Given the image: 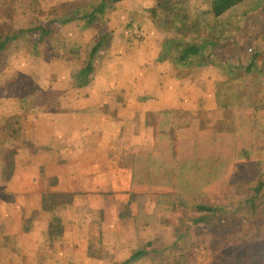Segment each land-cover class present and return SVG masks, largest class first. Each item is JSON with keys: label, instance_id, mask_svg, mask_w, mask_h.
<instances>
[{"label": "rangeland", "instance_id": "obj_1", "mask_svg": "<svg viewBox=\"0 0 264 264\" xmlns=\"http://www.w3.org/2000/svg\"><path fill=\"white\" fill-rule=\"evenodd\" d=\"M129 1L127 0L129 6L135 11H139L144 6L149 7L155 4L154 0ZM165 1L174 4L176 0ZM180 1L184 3L182 8L185 9L187 7L188 12L191 11L188 14L192 19L195 20L197 17H201L202 20L203 18L205 19L202 28L196 29L195 31H178V27L174 28L171 26L169 16L163 13V11L158 12L156 17H153L148 9L143 12V15L140 14L141 18L137 14H135L136 16L133 14L129 16L125 12L130 8H127L121 2L107 4L102 14L98 15L94 9L99 4V0H0L1 191H3L2 189L11 190L13 184H16V188L21 187V192L23 189L26 191V194L21 196L14 195V197L16 199L25 196L26 198L29 197L27 192L31 193L33 190L31 186H34L36 183L31 176L33 174L32 171H35L32 167L41 164L42 159H46L44 157L53 155V151L56 149L54 146L57 144L53 146L45 145V148L34 144L38 148H33L31 146L33 145L32 136L29 137V135L23 132L25 130L26 114L28 113L27 118L30 119H38L41 116L45 118L41 110H47L49 107L50 109H54V105L58 104V87H65L69 93L68 96L71 94L70 91L83 89L80 87L83 85L80 78L85 74L82 72V75L79 74V70L85 64L82 61H85L87 57L82 56L80 50H86L88 55L91 46L95 45L99 37L102 40L98 49L104 47L105 42L107 45L94 58V61L97 60L98 62L101 60L103 62L98 63L99 65L94 67V71L88 72L87 82L90 83V86H86V88L89 91H96L97 89L104 90V85L97 83L94 78V76L98 77L97 80H99L104 75L111 76L115 82L120 81L118 82V87L119 89H124L132 79L131 74L133 75L135 70L138 69V64L144 65V58L142 60L137 58V54H139L140 58L143 57V51L137 50L138 47L142 46L138 41L133 46L135 50L134 56L132 51L131 57L133 58V62L131 65L133 66L125 67L121 65L120 67H116L115 65L109 68L107 66L109 63L117 62L119 57L123 58V56L122 49L120 48L122 43H117V48L115 47L116 49H113V44L112 42L109 43L107 35L109 36L112 33L114 36H119L116 42L124 41L125 37L127 39L135 38L137 32L140 34L138 25H143L145 20L148 21L146 29L152 32L151 36L153 35V38H157V41H160L159 44L165 45L175 35L176 37L180 36L179 42L181 44L197 47V54L190 57L189 60L193 61V59L197 58L196 60L199 61L200 59L202 70V63L207 62L205 67V73L207 72V74L212 73L214 69L213 62L220 64H223V62L226 63L233 53V48H231V52L230 50H218L214 47L213 40L217 41L218 39V41H221L219 40L220 37L222 41L227 40V44L236 48V50L238 49L237 53L244 58L249 55L248 48L253 50L255 46L257 48V35H264V0H245L240 5L232 8L227 13L228 15L226 14V17H222L223 19L221 20H216L210 15L202 16L203 12L208 10L207 4L209 0ZM106 10L108 11L106 12ZM112 16L116 19L114 22L111 21ZM129 18H132V20ZM153 18H155V21ZM248 26L250 27L249 29L247 28ZM38 30H49L52 32L41 38ZM123 31L126 34L124 38L120 35ZM143 34L144 32L142 35L140 34V42H143V39H147L145 35V38L143 37ZM186 34L190 35L187 37ZM238 37H242L241 40L237 41ZM7 38L10 39L6 40ZM66 38L68 41H65ZM62 40L65 41V44L57 45ZM176 44L168 45L163 50L161 48L163 53L167 50L165 57L170 56V64L175 65V67L178 66L177 62L181 59V51L178 49L174 50L175 46H177ZM77 53H79L80 57L77 56ZM160 56L162 54H159ZM152 57L149 54L145 56L146 59ZM97 62L95 61L96 64ZM108 68L109 71L107 72ZM179 68H181V64ZM129 75L131 76L130 78ZM83 78H86V76ZM233 78L238 79L237 85L240 87L239 90H243L254 84L257 85L260 93L258 94V104L256 105L262 109L264 107V80L260 77L253 79L246 77L243 75V70L236 71ZM102 79L105 80V77ZM79 82L81 83L79 84ZM217 101L216 98L217 109L215 111L219 110ZM65 106L71 107L73 106V102L69 100ZM238 108L240 109L242 107L239 106ZM45 110L44 112H46ZM50 116L55 115L50 114ZM198 118L202 117H197L192 120L188 118L184 120L183 124H181L182 119H172L169 117H163L160 124L156 122L152 148L150 150L146 148L144 153L139 152L135 156L140 160L137 162L139 166L136 171H131V174H128V180H125L127 177H123V175H120L118 178L115 177V179L124 180V182L127 181L125 184L129 185L128 189L136 192L134 199L130 197L127 208L124 210V216L128 219L132 217L133 225L147 226L148 231L145 232L146 236L140 234L143 237H140L138 241L141 242L149 237V239L154 240L153 245L156 253H166L171 252L172 245L176 241L175 235L177 232L180 234H188L190 231L192 233L191 244H193L190 257L196 264H210L213 258V251L208 249L207 242L211 243L215 241L214 236H211L210 241H204L200 240L201 236L199 234H203L204 231L209 229L216 219H220L221 222L225 221L221 216L223 213L214 211L216 207L218 208L219 204L216 201L208 200L209 194L216 195V192L219 194V189L220 194H222L224 188L221 190L220 183L211 184L209 182H203V186L199 187V185L194 186L188 181L179 190H174L173 195L180 192L182 197L174 198L175 196L168 193L172 192V188L170 187L172 183H163L160 177L165 172L164 169L166 167L170 170L177 167L176 159H179L177 156L182 157L187 155L195 159L198 157L199 150L194 151V147L195 149L197 148L193 140L194 133L197 132L198 135L202 134L203 132L200 129L209 126L212 116L209 117L208 114H204L201 120ZM258 119L261 121L262 117L258 116ZM30 122H34L35 124V120H31ZM43 122L48 123L47 120ZM19 125L21 127H18ZM183 128L184 130L187 129L188 133L190 131L193 132L190 134H187V132L181 134L184 131H181ZM45 135L51 136L47 132L38 134L39 140L45 141L47 139ZM181 143L183 144L181 145ZM78 149L76 146L73 147V153L78 151ZM183 151L185 152L183 153ZM51 164L55 166V169L49 172V176L44 182L48 185V193H55L54 191L58 188L57 179L51 176H56L57 164ZM130 164V160L124 159V162H116L108 168H112L115 171L116 169H121V167H128ZM261 167L263 166L261 165ZM18 169H21V172L17 173ZM153 174L155 175L154 179ZM39 175L38 173L37 176L39 177ZM172 177L173 173L171 175ZM135 180L138 183L134 185ZM29 182L33 185L28 186L27 184ZM110 183L116 184L113 181ZM240 186H242L241 189L248 195L245 201H247L246 206L250 210V216L264 222V207H261V205H264V179L254 176L252 182ZM38 188L39 193L43 192L41 190V184ZM124 189L126 188L124 187ZM228 190H235V186L230 187ZM188 193L196 196V198L194 200L193 197L186 198ZM172 198H174L173 200L176 199V202L181 198L183 201L187 199V202H200V204H197L194 209L189 211L187 209H173L172 204L174 202ZM18 206L20 207L19 203ZM233 207L234 203H231L230 209L233 210ZM118 209L116 208V210ZM118 221L123 230L124 240L127 243L133 240L131 238L132 236L125 234L123 221L120 219ZM109 226H112V221L109 222ZM117 237L119 239V236L115 234V242L118 240ZM239 238L235 245L240 248L241 242ZM250 239L251 242H264V236H251ZM88 246L92 250H99V248L102 250L99 244L97 246L92 241H89ZM123 250H125L124 246L122 249L119 247L116 253L120 252V256L123 255L122 253L125 255L126 253ZM262 256L264 257V255Z\"/></svg>", "mask_w": 264, "mask_h": 264}, {"label": "crops", "instance_id": "obj_2", "mask_svg": "<svg viewBox=\"0 0 264 264\" xmlns=\"http://www.w3.org/2000/svg\"><path fill=\"white\" fill-rule=\"evenodd\" d=\"M120 2L130 8L125 12L126 15L131 16L133 14L136 16L135 14H137L140 18V14L143 15L146 9H154L158 6L157 0H154L155 4L149 7L144 6L139 11H135L129 6L127 0H121ZM229 11L214 19H223L222 17H226ZM111 19L113 22L116 20L113 16ZM129 19L132 20V18ZM153 20L155 21V18ZM138 26L140 34L142 35L144 32L143 37H147V39H143L144 43L140 42L141 35L138 32L135 38L127 39L125 37L124 41L119 42H116L119 36H114L112 33L109 36L107 35L109 43L112 42L113 44V49L117 48V43H122L120 48L123 56V58L119 57L117 62L109 63L110 65H107L109 68L115 65L116 67L121 65L125 67L133 66L131 65L133 62L132 51L133 56L135 53L133 46L138 41L142 45L137 50L143 51V57L140 58L137 54V58L141 60L144 58V65L138 64V69L135 70L133 75L131 74L132 79L124 89H119L118 82L120 81L115 82L108 75L103 76L105 80L102 79L103 77L97 80L98 77L94 76L97 83L104 85V90L89 91L86 88V86H90V83L87 82L88 72L94 71V67L103 62L95 60L96 64L94 58L105 48L107 45L105 42L104 47L98 49L90 60V53L87 55L86 50H80L82 56L87 57V61H82L85 64L79 70V74L81 72L85 74L80 78L83 83L80 86L83 88L82 90L70 91L71 94L68 96L69 93L65 87H58V104L54 105V109H50V107L47 110L44 109L46 112L41 110L45 118L41 116L42 120L39 121L40 118L30 119L27 118L28 113L26 114L25 130L23 132L29 137L32 136L33 145L36 144L45 148V145L53 146L57 144L54 146L56 149H54L53 155L44 157L46 159H42V163L48 162L47 159L50 160V158L60 156V163L58 158L56 162H52L57 164V174L51 176L57 179L58 184V188L54 192L76 195L74 201L76 210L72 215L73 224L67 225L65 220L57 221L54 224L53 242L49 251L41 250V246L43 247L45 244V238L40 227L29 232H21L14 248L15 254L19 258H38L43 264H58V262L65 263L72 256V258L79 259L80 262L85 256H88L86 254H101L106 257L108 254L103 252V249L104 246H109L115 251L112 263L118 262L121 264L123 260L128 259L130 252H128L129 248L124 240L117 211L119 205L128 204L133 191L129 190V185L125 184L127 181L116 180L115 177L118 178L123 175V177H127L125 180H128L129 171L124 167L114 171L112 168L101 165V162L110 163L115 154L116 158H120L139 152L144 153L146 148L150 150L153 146L155 124L156 122L160 124L163 117L182 119L181 124H183L184 120L188 118L189 120L197 117L203 118L204 114L215 111L217 109L216 85L219 82L226 81L229 77H233L236 72L232 69L235 64L229 67L225 62L223 64L213 62L214 69L211 74H207V72L205 73L207 62L202 63V70L200 59L198 61L197 58L193 61H190L189 58L186 60L179 59L178 66L175 67V65L170 64V56L165 57L166 50L164 53L161 51V48L162 50L163 48L166 49L167 45L159 44L160 41L153 38V35L151 36L152 32L146 29L148 21L145 20L143 25ZM124 34L125 31L120 33L123 38L126 36ZM65 40L68 41L67 38ZM219 40L221 41H218V39L212 41L214 47L218 50H230L231 52V48H234L227 44V40L222 41L221 37ZM148 54L153 57L146 59L145 56ZM159 54L164 56L159 57ZM77 56L80 57L79 53H77ZM230 59L231 57L228 60ZM180 64L181 68H179ZM87 67H90V70L86 72ZM229 68L234 73H227ZM84 76L86 78H83ZM131 76L129 75V78ZM127 87L128 89H126ZM69 100L73 102V106L66 107L65 105L68 104ZM50 114L55 116H50ZM202 118L198 119L201 120ZM31 120H35V124L30 122ZM46 120L48 123L43 122ZM21 125L18 127H21ZM46 132L50 133L51 136L45 135L47 137L45 141L39 140L38 134ZM33 145H31L33 148H38V146ZM75 146L79 149L73 153L72 148ZM104 151L106 155L103 156ZM53 169H55V166L50 163L43 172L36 169L35 171L31 170L33 173L31 176L36 183L34 186H31L33 185L31 182L27 184L33 187V190L31 193L27 192L29 197H24L26 200L24 205L20 202L21 198L16 199L14 197V195L26 194L23 189L21 192V187L16 188V184H13L11 190L2 189L5 193L12 195L15 200L12 213L14 222L22 224L25 216H29L30 212L37 211L42 207L41 198L38 195L41 193L49 194L48 185L44 180ZM18 172H21V169H18ZM38 173L40 174L39 177L37 176ZM111 181L116 184L110 183ZM40 184L43 191L41 193H39L38 188ZM83 194L87 196L86 203H82L84 201ZM110 221H112V226H109ZM43 225V223H39L36 226ZM115 234L119 236L116 242L114 241ZM89 241L94 242L97 246L99 244L102 250L100 248L99 250H92L88 246ZM123 246L125 247L123 252L126 254L122 253L123 255L120 256V252L116 253V250L119 247L122 249ZM150 263L148 257H140L128 264Z\"/></svg>", "mask_w": 264, "mask_h": 264}, {"label": "trees", "instance_id": "obj_3", "mask_svg": "<svg viewBox=\"0 0 264 264\" xmlns=\"http://www.w3.org/2000/svg\"><path fill=\"white\" fill-rule=\"evenodd\" d=\"M120 1L99 0V4L94 11L98 15H101L103 10L106 9L107 4H117ZM243 1L245 0H209L207 4L208 10L204 11L202 16L210 15L217 18L240 5ZM157 3V8L149 9L152 16L156 17L158 12L163 11V13L169 16L171 26L174 28L178 27V31H195L204 25L205 19L203 18L202 20L201 17H197L195 20L192 19L188 14L191 11L188 12L187 7L185 9L182 8L184 3L180 0H176L174 4L168 3L165 0H157ZM247 28L249 29L250 27L248 26ZM38 32L42 38L52 31L38 30ZM189 35L186 34L187 37ZM262 36L257 35L256 44L258 46L257 48L255 46L254 50L248 48L249 55L247 57H241L237 53L238 49L233 48L231 59L226 62L227 65L230 67L235 64V67H232L233 71L243 70V75L246 77L251 79L260 77L264 80V35ZM179 37L174 35L170 42H166V48L168 45L177 43L174 50L178 49L181 51L182 60L195 56L198 52L197 47L181 44ZM241 38L238 37L237 41L241 40ZM8 39L10 38L6 40ZM101 40L102 38L99 37L94 47L91 46L93 48H90L89 60L94 57L98 47L101 45ZM65 41L62 40L57 45L65 44ZM236 67L238 68L236 69ZM232 69L229 68L227 73H234L231 72ZM89 70L90 67H87L85 71ZM237 84L238 79L229 77L226 81L219 82L216 85L219 110L208 114L209 117L212 116L209 124L210 127L201 128L202 134L198 135L197 132L194 133L193 140L197 146L196 149L194 147V151L199 150L198 157L195 159L187 155L182 157L177 156L179 158L176 159L177 167L171 170L166 167L164 169L165 172L160 176L163 183H172L170 186L172 192L168 193L175 196L174 198L182 197L180 192L173 195L174 190H179L188 181L194 186L199 185V187L203 186V182L211 184L220 183L221 190L224 188L222 194H220V189L219 194L217 192L216 195L209 194L208 200L216 201L219 204L221 208L218 206L214 211L223 213L221 216L225 221L221 222L220 219H216L211 225L212 227L210 226L203 234L198 233L201 236L200 240L204 241H210L211 236H214L215 241L211 243L207 242L208 249L213 251V258L210 264H264V257L262 256L264 255V242H251L250 239L251 236H264V222L250 216V210L247 209V201H245L248 195L241 189L242 186H240L252 182L254 176L264 179V107L261 109L256 105L258 104V94L260 93L256 84L244 89L242 88L243 90H239L240 87ZM239 106L242 108L239 109ZM258 116L262 117L261 121L258 119ZM186 132L187 129L181 134H185ZM191 132L193 131L187 132V134ZM77 153L82 156L79 152ZM102 154L103 156L106 155L105 151ZM136 155L130 154L129 156L116 158L115 154L114 159L110 163L101 162V165L109 167L116 162L122 163L124 159H127L131 161V164L125 168L131 174V171H136L139 166L137 162L140 160L138 157H135ZM57 158L60 163V156H56L54 161L56 162ZM47 160L48 162L41 163L32 168L43 172L47 165L54 162L52 161L53 158ZM172 173L173 177L171 178ZM192 175L193 177L190 178ZM154 178L155 175L153 174ZM135 183L138 182L135 180L134 185ZM233 186H235V190H228ZM132 194L131 199H134L136 192L133 191ZM38 196L41 198L42 207L37 211L30 212L29 216H25L22 221L23 223L20 224L13 220V203H15L13 196L0 190V264H43L38 258L21 259L16 256L14 248L20 233L23 231L29 232L40 227L45 238V244L43 247L41 246V250L49 251L53 242L54 224L60 220H65L67 225L73 224L72 215L76 210V204L74 203L76 195L71 193H41ZM189 197H193V200L196 198V196L188 193L186 198ZM82 198L84 199L82 203H86L87 196L83 194ZM180 199L178 202H176V199L173 200V209H187L189 211L194 209L197 204H200V202L191 203L193 201L187 202V199H184V201ZM20 202L23 205L26 204L24 197H21ZM231 203H234L233 210L230 209ZM241 205L244 207L242 208ZM261 207H264V205H261ZM126 208L127 205H119L117 213L119 219L123 221L125 234L132 236L133 240L127 243L128 252H130L131 256L121 262V264H128L140 257H148L151 262L150 264H196L190 257L191 249L193 248V244H191L192 233L190 231L188 234L176 233V241L172 245L171 252L156 253L153 245L154 240L147 237L146 240L138 241L140 237H143L140 234L146 236L145 232L148 231V228L142 225L136 226L138 224L133 225V218L128 219L124 216ZM139 215L141 214L139 213ZM39 223H43L44 225L36 226ZM238 237H240L239 241L241 242L240 248L235 245ZM217 239L219 240L216 241ZM103 252L108 255L104 257L101 254H86L88 256H85L80 262L79 259L70 256L65 263L58 262V264H105L106 262L107 264H120L118 262L112 263L113 257H115L113 248L104 246Z\"/></svg>", "mask_w": 264, "mask_h": 264}, {"label": "built area", "instance_id": "obj_4", "mask_svg": "<svg viewBox=\"0 0 264 264\" xmlns=\"http://www.w3.org/2000/svg\"><path fill=\"white\" fill-rule=\"evenodd\" d=\"M249 51H250V49H249Z\"/></svg>", "mask_w": 264, "mask_h": 264}]
</instances>
